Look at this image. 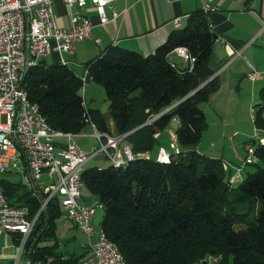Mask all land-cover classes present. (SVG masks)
<instances>
[{
    "label": "trees",
    "instance_id": "obj_1",
    "mask_svg": "<svg viewBox=\"0 0 264 264\" xmlns=\"http://www.w3.org/2000/svg\"><path fill=\"white\" fill-rule=\"evenodd\" d=\"M217 38L205 13L149 55L110 47L90 61L87 76L104 84L115 130L86 102L81 76L69 65L43 59L27 71L23 87L54 130L78 134L93 123L101 132L129 133L135 153L150 151L127 165L88 166L82 174L85 188L104 204L102 228L127 264H197L214 255L222 257L214 264H264V145L255 169L236 185L222 159L198 157L194 149L208 127L201 103L218 85L217 76L211 79ZM179 46L194 56L191 65L171 60ZM174 118L182 155L160 162L153 153ZM255 123L264 129L260 111ZM2 183L12 204L28 206L32 215L40 210L42 200L29 183ZM60 207L59 197L48 202L51 223ZM46 214L40 213L34 232ZM36 258L39 264L77 263L52 248Z\"/></svg>",
    "mask_w": 264,
    "mask_h": 264
},
{
    "label": "built area",
    "instance_id": "obj_2",
    "mask_svg": "<svg viewBox=\"0 0 264 264\" xmlns=\"http://www.w3.org/2000/svg\"><path fill=\"white\" fill-rule=\"evenodd\" d=\"M64 1L70 7L78 8L71 15L69 27L58 23L55 0H0V236L7 231L19 232L24 237L29 236L50 199L59 197L68 218L91 238L95 232L93 219L102 208L98 199L91 204L84 202L85 183L79 181V169L100 154H105L111 162H131L138 154L151 155L150 152L135 153L130 145L124 143L122 145V141H125L129 133L115 135L101 132L93 123L94 135L99 139L100 145L91 150L84 149L76 141V134L73 132L61 133L56 130L48 132L47 118L40 107L34 105L29 93L21 92L18 75L22 68L58 52L59 60H65L68 65L69 61L62 54L74 53L76 42L92 37L95 24L82 11L89 2L95 5L102 25L119 16V12L113 8L112 3L115 0ZM203 7L210 13L217 8L210 2H205ZM108 8L112 9L111 16L107 12ZM174 22L179 25L180 17H175ZM217 41L224 43L226 47H232L229 40L222 36L218 35ZM173 52L192 63L195 61L194 56L186 52V46L176 47ZM241 54L242 49L233 50L229 59L211 79L231 63L236 55ZM258 73L259 71L252 67L250 77L256 79ZM81 79L83 86L88 83L87 69L81 75ZM261 104L264 119V99ZM174 120L179 121L177 118ZM170 134L171 149L160 146L157 154V160L160 162H169L173 154H182L180 146L174 144V129ZM59 137L66 138L67 142L59 146L57 142ZM257 139H264V129H259L256 125V135L253 140ZM246 151L242 163L234 167L231 184L240 182L246 167L258 160L252 140L246 143ZM25 162L38 190L45 194V201L34 215L31 214L28 206L12 204L2 183V175L5 172L12 169L24 171ZM2 255L0 244V258ZM219 260V255L210 256L204 260V264H212V261ZM76 264L120 263L113 249L99 237L97 242L92 243L91 254Z\"/></svg>",
    "mask_w": 264,
    "mask_h": 264
},
{
    "label": "crops",
    "instance_id": "obj_3",
    "mask_svg": "<svg viewBox=\"0 0 264 264\" xmlns=\"http://www.w3.org/2000/svg\"><path fill=\"white\" fill-rule=\"evenodd\" d=\"M205 2H210L212 6L217 7L208 14L211 30L229 40L233 47H226L224 43L216 41L211 56L212 68L218 71L229 59L233 50L242 49L241 55H236L231 63L221 69L217 75V88L208 100L212 104L211 107L222 118L220 122L222 130L229 133L230 141H235L240 134L237 126L243 128L238 117L243 113L253 119L251 108L255 107L259 111L264 99V0H115L112 4L113 8L119 12V16L104 25L100 23L95 5L89 2L82 11L95 24L93 35L76 42L74 53H63L62 56L69 61L68 65L81 76L88 68L87 64L110 47L126 48L149 55L166 43L172 32L193 25L194 19L201 14L205 15L203 9ZM54 7L58 23L61 26L69 27L71 15L78 8L70 7L64 0H55ZM107 12L110 16L112 15L111 8H108ZM175 17H180L179 25L174 22ZM59 57L60 53L58 52L49 57L53 59L52 62H48L49 58L46 60L48 63L60 62ZM171 60L179 63L182 67L192 64L190 60L176 53L171 56ZM252 67L259 71L256 79L250 77ZM92 81L95 80L91 78L88 83ZM92 87L93 85L90 84V88ZM213 102L216 104L213 105ZM206 107L204 106L202 109L207 117ZM103 113L105 114V112ZM105 117L110 128L114 130L115 122L111 113L108 116L105 114ZM174 121L178 127L180 122ZM252 121L254 122V119ZM244 133L245 138L242 145L233 143L228 146L225 144L222 152L217 151L211 155V157L222 159L225 169L232 172L229 182L234 173V167L242 163V159L247 153L246 143L251 139V136L249 130H245ZM93 138H96L93 127L75 136L76 141L86 150L97 146L95 142L90 144V140L93 141ZM213 140L215 139L213 138ZM57 142L60 146L65 144L67 139L59 137ZM200 143L201 141L194 149L202 154L198 148ZM215 144V142L212 143L213 147H216ZM98 156L93 159H99ZM93 159L86 167H98L99 164L92 163ZM25 166L24 171L12 169L5 172L2 175V180L6 184L20 183L21 181L30 184L27 162H25ZM251 166L246 167L244 177L248 171L253 169ZM85 190L87 189L84 188ZM84 191V202L91 204L98 199L96 195L92 194L89 200H86ZM49 217H51L50 213ZM60 218H64L65 221L60 222ZM103 218L104 210H99L93 219L95 232L89 238L68 218L61 205L52 223L49 221L45 229L44 223L38 232L33 231L27 237L14 231L3 233L0 236L3 250L0 264H29L30 262L39 264L40 259H37L36 255L48 248L59 253L63 259L74 258L76 262H79L91 254L92 243L98 241L99 234L103 229H99L102 227ZM36 241L37 244L32 251ZM53 260V256H50V261Z\"/></svg>",
    "mask_w": 264,
    "mask_h": 264
},
{
    "label": "rangeland",
    "instance_id": "obj_4",
    "mask_svg": "<svg viewBox=\"0 0 264 264\" xmlns=\"http://www.w3.org/2000/svg\"><path fill=\"white\" fill-rule=\"evenodd\" d=\"M52 61H53L52 58L48 59V62H52ZM89 79H91V77ZM90 84L93 85L92 88H90ZM84 88H85V91H84ZM82 90H83V93L85 95L87 103H89L90 105H92L94 107L98 106V108H101V110L103 112H105V114L107 116H108V114H110L109 113L110 112V110H109L110 102L107 99L106 88H105L103 83L95 80V81L89 82L86 85H84ZM92 96H93V98H91ZM216 102H213V105H215ZM211 105H212L211 102H208V101H204L203 103H201V107L207 106L206 110H207V122H208V127L204 131L201 143L198 146L199 151H201L202 154L207 155V156H211L213 153H217V151L222 152L225 144L228 146H231L233 143H236L238 145H242L244 138H245V133H244L245 130L250 131L249 135L251 136V139H249V141L252 140V143L255 145V147H259V140L258 139L253 140L255 138V135H256V124L252 121L253 119H251L250 116L247 117L246 115H244L242 113V115L240 117H238V120L242 123L243 128L237 126V129L239 130L238 132H240V134L238 137H236L235 141H230L229 140V133L224 132L221 128L220 122L222 121V118L215 112V110L211 107ZM216 109H217V107H216ZM217 111H219V110L217 109ZM176 128H177V123H175V121L172 120L169 123V125L166 127V129L163 131L162 135H160V143L159 142L157 143V147L155 148L154 153H153L154 155L157 154L161 145H163L167 149H171L172 138H171L170 131L172 129H174V131H175ZM88 130H86V131H88ZM113 132H115V131H113ZM115 135H121V134H115ZM213 138L215 140H213ZM88 139H92V138H88ZM93 139H94L93 141L90 140V144L92 142H95L97 144V146L100 145V141L97 137L93 138ZM214 142L216 143L215 144L216 147H213V145H212V143H214ZM123 143H124V145H130V143L126 139L124 142L122 141V145H123ZM84 144H85V142H84ZM82 145H83V141H82ZM188 151H190V148H188ZM146 152H150V151H146ZM197 154H198V157H200L201 154L198 152H197ZM180 155H182V154H180ZM173 156H178V155L173 154ZM98 158L99 159H97V158L93 159L92 163H94L96 165L99 164L98 167H100V168H104L105 166L108 167L111 164H113V162H111L105 156V154H100V156H98ZM101 166H104V167H101ZM251 167L253 168V170L255 169V166H251ZM243 179H244V173L242 175V180ZM232 185H236V183H234ZM84 194H85L84 196H85L86 200H89V198L92 195L89 192V190H85ZM38 220H39V218H38ZM38 220H37V222H38ZM59 221L61 222V221H65V220H64V218H60ZM37 222H36V224H37ZM101 228L102 227H100L99 229L101 230Z\"/></svg>",
    "mask_w": 264,
    "mask_h": 264
},
{
    "label": "bare ground",
    "instance_id": "obj_5",
    "mask_svg": "<svg viewBox=\"0 0 264 264\" xmlns=\"http://www.w3.org/2000/svg\"><path fill=\"white\" fill-rule=\"evenodd\" d=\"M203 9H204V12H205V13H207V14L210 13V11H209L207 8L203 7ZM186 52H190V50L188 49V47H186ZM60 62H61L62 64H65V65H66V61H65V60H60ZM36 63H37V62H35V63H29V67H30L31 65L36 64ZM26 68H27V67H26ZM26 68H22V69H21V72H20L19 75H18V83H21V92H27V93H28V91H27L26 89H24L23 84H22V78H23V75H24V72H25ZM87 72H88V71H87ZM34 105H36V104H34ZM259 111H260V113H261V115H262V105H261V108H260ZM257 112H258L257 109H256L255 107H252V117H253L254 121H255V118H256ZM47 126H48V132H55V130H54L53 127L49 124L48 121H47ZM259 129H261V128H259ZM59 132H61V133H70V132H64V131H60V130H59ZM174 144H175V146H179L178 137H177V130L174 131ZM260 145H264V139H260V140H259V146H260ZM257 148H258V147H255V145H254V152L257 151ZM113 164H114L115 166H123V165H127V164H129V162H128V161H119V162H113ZM86 165H87V164H86ZM86 165H84L83 167H81V168L79 169V181H83L82 174H83V171H84L85 168H86ZM99 202H100V206H101V208L104 209V204H103L101 201H99ZM99 237L102 238L104 241H106V242L108 243V246H109L110 248L113 249V251L116 253V257H117V259H118V261H119L120 264H127L126 261H125V259H124L123 254H122V252L120 251V249H119V247L117 246V244H116L114 241H112V240L108 237L107 233H106L103 229L101 230V232H100V234H99ZM219 258L221 259L222 257L219 255ZM219 261H220V260H219ZM217 262H218V261H212V264L217 263ZM197 264H204V260L198 262Z\"/></svg>",
    "mask_w": 264,
    "mask_h": 264
},
{
    "label": "water",
    "instance_id": "obj_6",
    "mask_svg": "<svg viewBox=\"0 0 264 264\" xmlns=\"http://www.w3.org/2000/svg\"><path fill=\"white\" fill-rule=\"evenodd\" d=\"M28 69H29V67H27L26 70H25V72H24V75H23V78H22V84H23V82H24V80H25V77H26V74H27ZM206 83H207V82L203 83V85L206 84ZM203 85H202V86H203ZM28 170H29V180H30V184H31L32 188L35 190L36 194L41 198L42 202H44L45 199H44V197L41 195L40 191L38 190V188H37V184H36L35 180H34L33 177H32V174H31V171H30L29 167H28ZM46 213H47V218H46V222H45L44 229L47 227V225H48V223H49V221H50V217H49V213H50V212H49V210H48L47 207H46ZM37 241H38V240H37ZM37 241L34 243V246H33L32 251L34 250V247H35V245L37 244Z\"/></svg>",
    "mask_w": 264,
    "mask_h": 264
}]
</instances>
